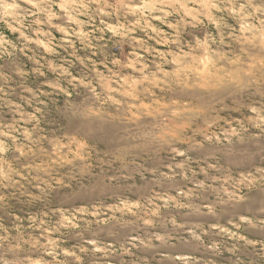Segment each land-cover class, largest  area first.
I'll use <instances>...</instances> for the list:
<instances>
[{"label": "rangeland", "instance_id": "374dc122", "mask_svg": "<svg viewBox=\"0 0 264 264\" xmlns=\"http://www.w3.org/2000/svg\"><path fill=\"white\" fill-rule=\"evenodd\" d=\"M0 264H264V0H0Z\"/></svg>", "mask_w": 264, "mask_h": 264}]
</instances>
